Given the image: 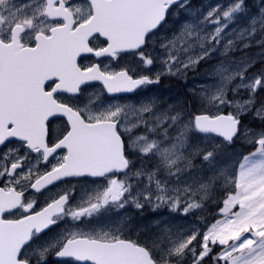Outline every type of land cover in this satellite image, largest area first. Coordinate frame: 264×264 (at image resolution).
<instances>
[{
  "label": "snow or ice",
  "instance_id": "snow-or-ice-1",
  "mask_svg": "<svg viewBox=\"0 0 264 264\" xmlns=\"http://www.w3.org/2000/svg\"><path fill=\"white\" fill-rule=\"evenodd\" d=\"M190 8L0 0V264H264V0ZM217 54L198 111L148 95Z\"/></svg>",
  "mask_w": 264,
  "mask_h": 264
},
{
  "label": "rangeland",
  "instance_id": "rangeland-1",
  "mask_svg": "<svg viewBox=\"0 0 264 264\" xmlns=\"http://www.w3.org/2000/svg\"><path fill=\"white\" fill-rule=\"evenodd\" d=\"M217 3L226 4L227 2H222V0H219V1H216L215 3H212L211 0H204V3L202 5L194 6L192 8V10L189 12V14H196V13H200V12L206 13L207 10L209 9V7L214 6ZM191 18H192L191 15H189V19H191ZM242 23L246 24L245 22H242ZM253 46H255V45H253ZM256 48L258 49L257 46H256ZM246 51H247V49L245 50V52ZM256 51L250 52L251 54H249V53H246V54L249 57H256L257 54L261 51V49L258 50L259 52H256ZM236 53H237L236 59H239L240 56L242 55V53L241 52L240 53L235 52L234 54H236ZM221 59H223V57H221L219 54L214 55L213 59L210 62H208L207 64L202 63V65L195 72H189L187 77H186V80L180 79L183 81V86L185 84L186 87L185 86L184 87L189 92L188 95H185L184 93H182L180 96L179 94L173 92L171 90L172 88L170 86H167L165 88H161L160 90H158L160 92V95H156L155 91L148 93V95L158 97L160 99L162 105H165V106L167 104L176 105V104H184L185 102H187L188 106L191 108V110H193L192 101H191L192 93L190 90L198 88V86L200 85L201 82H205V81L211 82V78L207 75V71L209 69H211L214 65L220 63ZM121 66H123V67H126V66L135 67V66H137V59L131 55L130 56H123L118 62L115 61V62H113V64H111V63L109 64V67L112 68L113 70H115L117 67H121ZM158 68H159V64H156L152 70L155 71ZM169 78L173 79L175 77H169ZM169 78H167L168 79L167 82H172L171 79H169ZM143 98L144 97H142L141 99H143ZM122 101L132 103V104L138 103V100L128 99V100H122ZM194 108H195V111H198V108H196V107H194ZM230 110L231 109L226 108L223 110V112L226 114ZM240 144H241V142L238 141L234 148L229 149V154L235 155V153H239V152H243V153L247 154V152H249V151L240 148L239 147ZM160 213L166 214L167 210L166 209H160V210H158V213H154L151 208H145V210L143 211V221L142 222L144 224H149L154 219L166 218V216H163V217L160 216L159 215ZM192 220H193V218L189 217L188 221L178 220V221H175V223L186 224Z\"/></svg>",
  "mask_w": 264,
  "mask_h": 264
},
{
  "label": "flooded vegetation",
  "instance_id": "flooded-vegetation-1",
  "mask_svg": "<svg viewBox=\"0 0 264 264\" xmlns=\"http://www.w3.org/2000/svg\"><path fill=\"white\" fill-rule=\"evenodd\" d=\"M216 1H219V0H211L212 3H215ZM222 2H227L228 3L229 0H222ZM190 3H191V8L189 9V12L192 10V8L194 6L202 5L204 3V0H190ZM249 7L251 9H253V10L257 9L259 7V0H249ZM242 22L247 23V19H245ZM97 46H99V45H97ZM252 47H254V46H252ZM252 47H250V48H252ZM124 56H130V55H124ZM79 62L82 65H87V64L96 62V58L92 57L91 55H85V56H83L82 58L79 59ZM100 62L102 64H107L109 66L110 63L113 64V62H115V61H112L109 58H101ZM121 67H123V66H121ZM121 67H117L115 70H119ZM169 79H171L172 82H167L168 79L165 78V79L162 80V82L159 85L150 86L151 91L149 93L155 91L156 95H160V92L158 90H160L161 88H165L167 86H170L172 88L171 90L173 92L179 94L180 96H181L182 93H184L185 95H188L189 92L185 88L186 87L185 84H184L185 87L183 86V81L182 80H177L176 78H173V79L169 78ZM101 88H102V85H100L99 83H95V84H92L89 87L88 92H89V94L99 93L101 91ZM142 97H143L142 95L137 93V94H131V95L130 94L129 95H121L120 99L121 100L130 99V100H138L139 101ZM5 150L6 149L0 148V153H2ZM55 190L56 189L53 188V191H55ZM40 199L43 200V196H41ZM52 259H53V262H54L55 258L53 257Z\"/></svg>",
  "mask_w": 264,
  "mask_h": 264
},
{
  "label": "trees",
  "instance_id": "trees-1",
  "mask_svg": "<svg viewBox=\"0 0 264 264\" xmlns=\"http://www.w3.org/2000/svg\"><path fill=\"white\" fill-rule=\"evenodd\" d=\"M257 51H256V50ZM249 50V51H248ZM247 51H246V53H249V54H251L250 52H252V51H256V52H259L258 50H259V48L257 49L256 48V46H254V47H252V48H250V49H248ZM236 55H237V53L236 54H232V56L234 57V58H237L236 57ZM192 111H194L195 112V108L193 107V110ZM244 124H246V125H249V126H251V127H256L257 125H258V123H259V121H256V120H254L253 118H252V116L251 115H249L244 121ZM239 147L240 148H242V149H245V150H248V151H251L252 149H251V146L250 145H247V144H240L239 145Z\"/></svg>",
  "mask_w": 264,
  "mask_h": 264
},
{
  "label": "water",
  "instance_id": "water-1",
  "mask_svg": "<svg viewBox=\"0 0 264 264\" xmlns=\"http://www.w3.org/2000/svg\"><path fill=\"white\" fill-rule=\"evenodd\" d=\"M95 83H98V82H94L93 84H95ZM122 95H129V94H122ZM131 95V94H130Z\"/></svg>",
  "mask_w": 264,
  "mask_h": 264
},
{
  "label": "bare ground",
  "instance_id": "bare-ground-1",
  "mask_svg": "<svg viewBox=\"0 0 264 264\" xmlns=\"http://www.w3.org/2000/svg\"><path fill=\"white\" fill-rule=\"evenodd\" d=\"M256 50V49H255ZM249 51V50H248Z\"/></svg>",
  "mask_w": 264,
  "mask_h": 264
}]
</instances>
